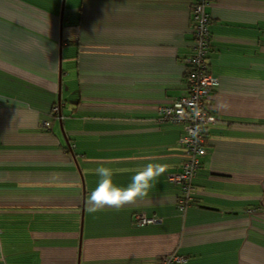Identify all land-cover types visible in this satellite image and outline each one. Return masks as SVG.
I'll list each match as a JSON object with an SVG mask.
<instances>
[{"label":"crops","instance_id":"obj_1","mask_svg":"<svg viewBox=\"0 0 264 264\" xmlns=\"http://www.w3.org/2000/svg\"><path fill=\"white\" fill-rule=\"evenodd\" d=\"M192 2L0 0V264H264V0L206 8L219 84L194 203L167 180L183 129L157 111L187 95ZM148 163L169 167L144 200L87 211L91 170L126 187Z\"/></svg>","mask_w":264,"mask_h":264},{"label":"built area","instance_id":"obj_2","mask_svg":"<svg viewBox=\"0 0 264 264\" xmlns=\"http://www.w3.org/2000/svg\"><path fill=\"white\" fill-rule=\"evenodd\" d=\"M213 0H193L191 4V27L194 33L193 53L184 59L187 95L178 98L167 105L160 106L157 111L160 123L177 124L182 126L183 132L178 143L184 160L178 173L170 174L167 180L178 187L179 195L176 207L184 211L194 203L195 187L193 180L206 153L207 128L216 123L206 103L209 95L219 84V78L209 72V52L211 47L210 15L206 8ZM59 107L55 106L50 115L58 118ZM44 128L50 123L44 122ZM162 218L146 217L142 214L135 216L139 225L156 223ZM180 256H164L159 264H181Z\"/></svg>","mask_w":264,"mask_h":264},{"label":"clouds","instance_id":"obj_3","mask_svg":"<svg viewBox=\"0 0 264 264\" xmlns=\"http://www.w3.org/2000/svg\"><path fill=\"white\" fill-rule=\"evenodd\" d=\"M168 167L167 164L148 163L135 171L126 187L117 186L113 182V176L117 174V170L113 168L100 166L91 170L92 174L98 177V181L87 198V211L96 213L106 207L120 210L126 205L144 200Z\"/></svg>","mask_w":264,"mask_h":264}]
</instances>
